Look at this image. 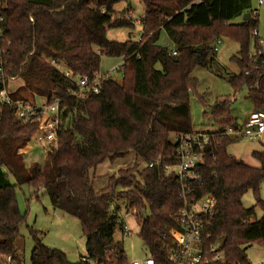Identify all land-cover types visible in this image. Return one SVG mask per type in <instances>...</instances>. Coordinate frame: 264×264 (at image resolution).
Returning a JSON list of instances; mask_svg holds the SVG:
<instances>
[{
	"label": "trees",
	"instance_id": "obj_1",
	"mask_svg": "<svg viewBox=\"0 0 264 264\" xmlns=\"http://www.w3.org/2000/svg\"><path fill=\"white\" fill-rule=\"evenodd\" d=\"M123 1L127 0H0V91L8 88V82L20 80L15 91L9 90L12 99H25L23 93L29 91L49 103L59 100L61 111L56 149L44 166L28 167L24 154L40 124L20 123L11 105L0 100V264L6 255L20 262L16 240L24 216L15 188L22 185L44 187L54 209L80 221L90 260L127 264L122 246L114 241L120 221L115 197L140 216V237L150 255L165 259V244L170 242V230L177 227L184 198L182 180L164 167L177 162L173 136L193 131L190 96L199 86L193 71L212 70L210 56L217 38L227 36L239 43L234 59L240 71L227 80L236 91L247 88L256 110L264 108V53L253 35L258 19L247 9L249 0H142L140 37L110 41L109 28L135 23L115 16L116 5ZM247 13L250 18L244 20ZM163 31L171 45L161 43ZM104 56L122 58V78H107L99 93L80 95L75 77L99 73ZM52 60L65 65L73 77ZM198 96L217 127L211 132L206 162L198 169L201 183H193L190 195V200L212 195L216 201L205 234L207 243L219 244L224 261L209 264H251L246 247L264 246V214L255 218L257 205L264 211V153H252L258 166L230 154L227 146L236 137L224 131L239 126L231 115V100L217 98L210 105ZM130 152L146 166L136 162L121 169L109 177L105 188L95 191L90 171ZM249 190L256 204L246 208L242 199ZM32 235L31 264H88L83 259L70 262L64 252L44 245L37 232Z\"/></svg>",
	"mask_w": 264,
	"mask_h": 264
},
{
	"label": "rangeland",
	"instance_id": "obj_2",
	"mask_svg": "<svg viewBox=\"0 0 264 264\" xmlns=\"http://www.w3.org/2000/svg\"><path fill=\"white\" fill-rule=\"evenodd\" d=\"M127 5H131L133 8L131 11L132 13L125 14L122 12ZM1 6H3L2 3H0V7ZM116 8L118 10L115 16H124L133 20L135 23L134 26L109 28L107 30V38L115 42H124L129 39L137 40L143 29L141 24V19L145 13L143 1H123L117 4ZM247 9L249 11L254 10L258 14L257 30L258 39L260 41L264 39V4H260L259 0H249ZM241 19L242 17H239L235 19L234 22H238ZM254 39L255 38L251 41V53L255 51ZM221 40L222 42L218 45V49L212 52L210 56L213 58L211 61L212 70L198 67L193 71V76L198 79L199 86L197 92L192 93L190 96V109L192 126L197 130H208L209 127L212 128V126H214L213 119L205 114L206 112L209 113V107L203 104L198 95H202L210 105H212L217 98H229L232 102L231 115L238 119L244 118L252 105L251 100L247 96V88L243 86L236 91L227 80L229 75L236 74L240 71L234 59V56L237 55L239 51L240 45L227 36H221ZM160 41L164 45H171L164 31L162 32ZM121 63L122 58L120 57L104 56L101 61L99 73L104 74L111 72L113 68L119 67ZM59 70H66L65 65L61 64ZM113 74V78L119 81L122 78L120 67ZM75 79L77 80V77H75ZM19 85H21L20 80L8 82L9 90H15ZM23 96L25 99L33 102L41 100V98L33 95L29 91L23 93ZM56 147L52 148V150L42 151L41 147L35 141H32L26 149L28 152L24 154L26 165L29 167L33 163H41V165L44 166V162L48 160L50 153L54 151ZM136 162L140 164L141 168L146 166L142 160H138L134 152H130L128 155L114 160H105L90 171L92 188L95 191H100L108 185L110 176H117L119 170L132 167ZM119 190H122V188L119 187L118 191ZM15 192L19 209L24 216V222L20 226V235L16 240L20 264H31V253L34 247L33 231L37 232L40 241L44 245L64 252L67 259L72 263L79 262L83 257H88L80 221L76 217L60 209H54L44 187L37 189L31 185L16 186ZM261 198L264 201V183L261 185ZM242 202L246 208L256 204L252 190H249L243 196ZM114 204L120 208V223L116 226L114 241L120 243L122 246L127 258V264L133 261L142 262L150 255V252L140 237L142 228L140 216L136 212L130 210L124 199L115 197ZM263 214V208L257 205L255 218L259 219ZM125 227L127 228L126 234H124ZM246 252L252 264H264V246L255 243L246 247Z\"/></svg>",
	"mask_w": 264,
	"mask_h": 264
},
{
	"label": "built area",
	"instance_id": "obj_3",
	"mask_svg": "<svg viewBox=\"0 0 264 264\" xmlns=\"http://www.w3.org/2000/svg\"><path fill=\"white\" fill-rule=\"evenodd\" d=\"M133 1V0H127ZM142 1V0H141ZM264 4V0H259ZM253 10V16H257ZM253 35L258 36V30L253 31ZM2 31L0 30V54ZM221 38H217L214 43V50L221 44ZM264 41L260 40L261 52L264 53ZM173 54L176 52L173 51ZM51 64L58 69L61 63L52 60ZM123 61L119 66L122 68ZM119 67L113 68L108 73H97L93 77L88 75L79 76L76 81L80 95L85 93L101 91L102 82L107 78H113L114 72ZM3 71V62L0 59V73ZM63 72L67 77L72 78L73 74L66 69ZM11 92L7 87L0 91V100L10 104L15 111V118L22 124H40V130L35 135V141L42 151L52 150L58 143V131L61 122V111L59 100L49 103L46 98L38 101L27 99L14 100L10 96ZM264 133V108L252 110L246 121L237 128L228 127L224 134L236 138L258 139ZM213 134L211 132L192 131L186 134L173 136L174 152L177 162L164 167L166 173L177 175L183 182L182 196L183 205L179 208L176 215L177 227L170 230V242L165 244L166 257L163 261H158L149 255L142 262L133 261L130 264H209L213 261H222L223 253L219 250V244L207 243L208 235L205 230L209 224V218L213 215L216 201L212 195H203L196 200H190V195L194 191L193 183H201V174L198 171L206 162L207 147L212 143ZM154 163H149L153 166ZM190 183H187V180ZM120 223V221H118ZM127 228H124V234ZM88 264H98L83 257ZM1 264H20L12 255L4 256Z\"/></svg>",
	"mask_w": 264,
	"mask_h": 264
},
{
	"label": "crops",
	"instance_id": "obj_4",
	"mask_svg": "<svg viewBox=\"0 0 264 264\" xmlns=\"http://www.w3.org/2000/svg\"><path fill=\"white\" fill-rule=\"evenodd\" d=\"M124 8H125V10H122ZM124 8L119 9V10H122V12L126 11V13H132L131 11L133 10V8L131 6L127 5ZM115 9H116V11L118 10L116 7H115ZM261 40L264 41V39H261ZM263 46H264V43H263ZM15 90H11V91H15ZM247 96H248V94H247ZM39 98H41V97H39ZM254 109H255L254 106L251 105V108L249 109L248 114L245 115L244 118H242V119H238L234 116H232V117L237 119L238 125H242L246 121V119L248 118L250 112ZM216 128H217L216 126H212V128L209 127L208 130H197V129L193 128V131H196V132H214L217 130ZM227 151L230 154H233L239 160L245 161V163H247L249 165L258 166L259 162L257 159H255L253 157L252 153L255 151L264 153V133L258 139L235 138V140L227 146ZM26 152H28V150H26ZM247 256H248V254H247ZM249 261H250V259H249ZM251 264H252V262H251Z\"/></svg>",
	"mask_w": 264,
	"mask_h": 264
},
{
	"label": "water",
	"instance_id": "obj_5",
	"mask_svg": "<svg viewBox=\"0 0 264 264\" xmlns=\"http://www.w3.org/2000/svg\"><path fill=\"white\" fill-rule=\"evenodd\" d=\"M249 18H250V14L249 13L245 14L244 17H243L244 20H247ZM143 214H144V218H146L147 215H146V212L145 211H143Z\"/></svg>",
	"mask_w": 264,
	"mask_h": 264
}]
</instances>
